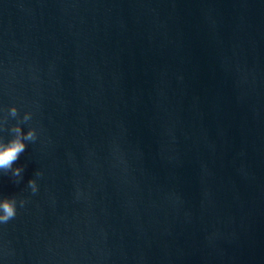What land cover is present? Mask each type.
<instances>
[{
    "label": "water",
    "instance_id": "obj_1",
    "mask_svg": "<svg viewBox=\"0 0 264 264\" xmlns=\"http://www.w3.org/2000/svg\"><path fill=\"white\" fill-rule=\"evenodd\" d=\"M17 123L0 264H264V0H0Z\"/></svg>",
    "mask_w": 264,
    "mask_h": 264
},
{
    "label": "clouds",
    "instance_id": "obj_2",
    "mask_svg": "<svg viewBox=\"0 0 264 264\" xmlns=\"http://www.w3.org/2000/svg\"><path fill=\"white\" fill-rule=\"evenodd\" d=\"M9 114L12 117L18 116V109L12 106L9 109ZM31 113L27 112L23 116V122H27L31 119ZM12 138L8 141L0 140V170L5 173L12 172L13 176L20 177L23 171V167H13L15 162L19 159L20 155L26 150V141L35 142L37 139V131L35 128H30L26 133L22 131L19 123L12 126L10 129ZM39 175V173H38ZM28 186L32 193L35 194L38 191V185L35 179L28 181ZM25 201H20V206L23 207ZM17 214V201L13 198L0 199V223H7L9 220L15 218Z\"/></svg>",
    "mask_w": 264,
    "mask_h": 264
}]
</instances>
